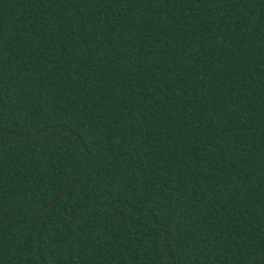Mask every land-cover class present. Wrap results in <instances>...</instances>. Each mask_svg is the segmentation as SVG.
I'll use <instances>...</instances> for the list:
<instances>
[{
  "label": "trees",
  "instance_id": "trees-1",
  "mask_svg": "<svg viewBox=\"0 0 264 264\" xmlns=\"http://www.w3.org/2000/svg\"><path fill=\"white\" fill-rule=\"evenodd\" d=\"M0 264H264V0H0Z\"/></svg>",
  "mask_w": 264,
  "mask_h": 264
},
{
  "label": "water",
  "instance_id": "water-1",
  "mask_svg": "<svg viewBox=\"0 0 264 264\" xmlns=\"http://www.w3.org/2000/svg\"><path fill=\"white\" fill-rule=\"evenodd\" d=\"M60 193H61V191L58 192V194H60ZM53 198H55V197H53ZM163 241H165V234L163 235Z\"/></svg>",
  "mask_w": 264,
  "mask_h": 264
}]
</instances>
